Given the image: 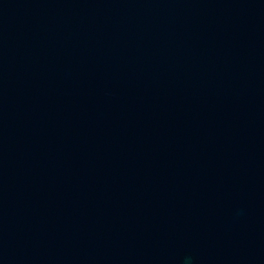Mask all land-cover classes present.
I'll return each instance as SVG.
<instances>
[{
    "label": "water",
    "instance_id": "water-1",
    "mask_svg": "<svg viewBox=\"0 0 264 264\" xmlns=\"http://www.w3.org/2000/svg\"><path fill=\"white\" fill-rule=\"evenodd\" d=\"M0 264H264V0H0Z\"/></svg>",
    "mask_w": 264,
    "mask_h": 264
}]
</instances>
